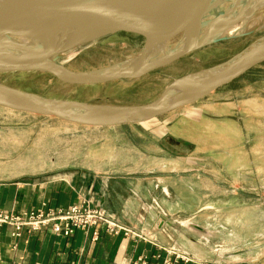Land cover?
Segmentation results:
<instances>
[{
  "label": "rangeland",
  "instance_id": "obj_1",
  "mask_svg": "<svg viewBox=\"0 0 264 264\" xmlns=\"http://www.w3.org/2000/svg\"><path fill=\"white\" fill-rule=\"evenodd\" d=\"M242 1L221 5L220 10L225 11L236 4L231 26H238L237 16L252 3ZM255 8L241 34L138 79L79 86L49 73L14 71L0 72V83L48 99L117 106L146 104L176 79L222 65L264 41V18L251 24L264 16V5ZM242 15L240 27L247 16ZM145 45L142 35L113 32L57 61L75 71L97 70L125 64ZM215 91L191 106L134 124L138 126L124 124L113 129L79 126L54 116L20 114L0 106V169L16 172L30 167L32 160L87 165L97 157L105 162V168L138 170L147 178L161 174L162 182H152L155 197L151 181L146 185L147 218L149 222L153 217L156 220L146 229L125 226L132 231L131 237L158 245L161 235L177 259L191 264H264V62ZM46 121L51 124L49 129L40 126ZM144 127L154 129L164 149L186 163L158 166L148 159L138 163L133 147L144 144L150 148L158 139L146 135Z\"/></svg>",
  "mask_w": 264,
  "mask_h": 264
},
{
  "label": "water",
  "instance_id": "obj_2",
  "mask_svg": "<svg viewBox=\"0 0 264 264\" xmlns=\"http://www.w3.org/2000/svg\"><path fill=\"white\" fill-rule=\"evenodd\" d=\"M225 1L229 0H185L186 11L173 6L154 8L148 0H0V72H44L79 86L138 79L241 34L226 33L234 21L236 4L222 11ZM125 2L122 7L116 5ZM204 12L213 18L200 31L199 18ZM186 27L191 29L188 33H179ZM113 32L142 35L145 48L125 64L97 70L75 71L57 61L68 50ZM10 35L26 38L29 46L9 43ZM263 62L261 41L222 65L176 79L157 99L131 106L48 99L0 83V106L92 127L142 123L198 102Z\"/></svg>",
  "mask_w": 264,
  "mask_h": 264
},
{
  "label": "crops",
  "instance_id": "obj_3",
  "mask_svg": "<svg viewBox=\"0 0 264 264\" xmlns=\"http://www.w3.org/2000/svg\"><path fill=\"white\" fill-rule=\"evenodd\" d=\"M216 92L218 91L211 95ZM138 125L125 124V127ZM40 126L49 129L51 124L46 121L41 122ZM116 127L118 126L91 128ZM72 130L75 129H68L69 132ZM143 132L158 139L150 148L144 144L126 146L133 147L138 163L147 159L154 160L158 166L163 163H186L164 149L159 140L161 136H155L154 129L145 128ZM147 140L148 143L151 142L150 138ZM96 158L86 162L87 165L32 160L28 162L30 167L16 172L0 169V211L14 214L30 210L46 211L68 208L87 200L94 206L102 207L126 227L146 229L148 224H153L155 217L152 222L147 218L149 209L146 185L147 180L151 181L150 191L155 197L152 182H162L161 174L147 178L138 170L105 168V162ZM13 231L12 225H0V264H191L177 259L169 251L165 244L167 241L161 235L157 245L123 233H109L103 226L78 229L70 237L53 233L50 229H25L17 237L12 234Z\"/></svg>",
  "mask_w": 264,
  "mask_h": 264
},
{
  "label": "built area",
  "instance_id": "obj_4",
  "mask_svg": "<svg viewBox=\"0 0 264 264\" xmlns=\"http://www.w3.org/2000/svg\"><path fill=\"white\" fill-rule=\"evenodd\" d=\"M14 227L13 235L20 236L23 230L38 231L50 229L53 233L72 236L78 229L104 227L112 234L129 235L132 233L120 221L108 214L102 207L94 206L83 200L68 208L49 209L46 211L30 210L20 214L0 211V225Z\"/></svg>",
  "mask_w": 264,
  "mask_h": 264
},
{
  "label": "bare ground",
  "instance_id": "obj_5",
  "mask_svg": "<svg viewBox=\"0 0 264 264\" xmlns=\"http://www.w3.org/2000/svg\"><path fill=\"white\" fill-rule=\"evenodd\" d=\"M148 1H149L150 5L153 6L154 8H163V7L165 8V7H168V6H173V8H175L177 10H186L187 11L189 9V6H186L185 5V3H186L185 0H148ZM250 2H252V3H250V4L248 3V5L245 6V8L243 9V11L241 9L242 12H241L240 15H242V14L245 13L244 15L246 16V15L250 14L251 11H252V9H254L255 7L258 8V7H261L262 4L264 5V0H251ZM125 4H126V2L125 3H119V4H116V5L119 8V7H122ZM187 5H188V2H187ZM87 8H88V5L85 6V9H87ZM80 9H84V7L81 8V6H80ZM252 13H253V11H252ZM240 15L237 16V18H238L237 20L240 22L238 24V26H237V23H236L235 26H231V27H229L227 29V30H231V33L239 32L244 27V25L246 26V24L249 22L248 18H245V21H244L245 23L243 24L242 27H240V25L242 24L241 23L242 22V17ZM244 15H242V16H244ZM211 18H213V15L210 14L209 12H204V13L200 14V18H199V23H200L199 29H201L200 31H203V30H205L207 28L209 22L211 21ZM262 18H264V16L261 17V18L260 17H257L254 21L252 20L253 22H251V24H254L255 22H257L258 20H260ZM235 19H234V21H235ZM190 30H189L188 27H186L184 30L180 29L179 30V33L182 34L184 31L186 33H188V31H190ZM9 39L11 41H8V42L11 43V44H13V45L24 46V47H28L29 46L27 44V43H29V41L26 38H22L21 36H12V35H10L9 36ZM75 49L76 48H72V49L68 50L66 53H72Z\"/></svg>",
  "mask_w": 264,
  "mask_h": 264
}]
</instances>
